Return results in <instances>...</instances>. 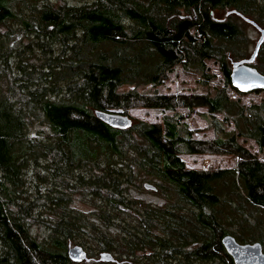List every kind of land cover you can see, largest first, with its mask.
Segmentation results:
<instances>
[{"label":"trees","instance_id":"trees-1","mask_svg":"<svg viewBox=\"0 0 264 264\" xmlns=\"http://www.w3.org/2000/svg\"><path fill=\"white\" fill-rule=\"evenodd\" d=\"M223 9L231 12L213 17ZM233 13L264 24V0H0V264H71L67 238L90 227L66 207L80 189L99 199L104 225L130 210L133 223L123 221L120 235L95 232L105 264H233L220 242L226 234L264 253V162L236 142L252 139L264 157V101L242 106L225 90L231 63L245 57ZM257 55L252 61H264L263 46ZM205 59L224 80L213 95L137 91L175 64L209 79ZM138 105L205 107L214 137L192 139L182 114L126 128L94 115ZM206 152L234 154L236 165L197 171L178 156ZM29 166L45 188L27 193ZM138 182L171 202L136 204L127 193ZM34 209L47 214L34 217ZM31 221L49 238L38 240Z\"/></svg>","mask_w":264,"mask_h":264},{"label":"rangeland","instance_id":"rangeland-1","mask_svg":"<svg viewBox=\"0 0 264 264\" xmlns=\"http://www.w3.org/2000/svg\"><path fill=\"white\" fill-rule=\"evenodd\" d=\"M84 0H80L82 2ZM213 17L224 18L227 14L231 12L229 9L211 11ZM232 19L237 21L243 28L244 42L241 44L242 49L245 51V57H248L255 43L260 35V30H264V24H258V22H253V19L248 16L246 20L240 18L236 14L229 15ZM192 32V29L190 30ZM262 44V45H261ZM260 47H264V37ZM257 55L254 57L255 60L258 59ZM262 59V57L260 58ZM264 59V56H263ZM236 60V59H234ZM233 61V60H230ZM252 61L250 64H254ZM258 62V63H257ZM259 69L264 71V61H257ZM205 72L210 76L209 79L203 77L199 72L193 70H184L180 64H175L171 69L165 74L162 81L155 86L149 85H139L137 86V91L143 96L153 97L154 95H180V94H193V95H213L214 92L224 87V80L222 73L220 71L218 63L214 59H205ZM253 66V65H252ZM258 71V70H257ZM259 72V71H258ZM260 73V72H259ZM263 74V73H261ZM264 75V74H263ZM127 89V86H124ZM228 97L231 100H236L242 106H248L252 103H259L264 101V90L259 92H246L238 93L232 89L231 86H225ZM115 112H122L121 110H116ZM124 113L129 116L132 123L137 121H143L145 123H160L163 116H171L174 113L182 114L183 120L187 124V128L191 131V138L195 140L210 141L214 137V133L211 125L207 122L206 108L205 107H195L190 111L176 106L174 110H164L161 108H148L143 106H132L124 110ZM215 117L220 120L221 115L216 114ZM45 130H47L45 128ZM225 131L233 130V125L228 122L224 125ZM133 137L138 139L133 133ZM236 142L243 146L251 155L256 159L264 162V157L262 153L258 150L256 144L252 139L237 137ZM180 159L184 162L186 169H194L197 171H207L214 169L223 168H234L237 162V156L228 153H200V154H178ZM145 176V175H144ZM26 179V186L24 187L27 193L32 192L31 185L37 184L46 187V183H39V181L34 176L33 166H29L24 173ZM141 178V176H139ZM143 177V176H142ZM145 178H147L145 176ZM151 183H156L158 185L159 181L152 178H147ZM142 182H138L137 186H130L127 195L131 200L140 203L141 205L148 204L150 206H163L167 205L171 200L165 199L158 190H150L142 187ZM84 190V189H83ZM80 189L78 193H71L68 196L66 207L72 212V214L77 215L81 221L89 224L90 227L86 229V233L80 231L73 233L70 238H67V247H72L74 245L82 244L85 250V258L79 261H72L71 264H105L99 260L98 253L100 250V245L95 241V232L102 231L111 237H116L120 235V227L123 221L128 224L133 223L132 217H130V210H118L116 211V221L112 225H104L103 221L98 217V207L101 203L99 199L95 198L92 194L85 193ZM100 204V205H99ZM34 217H39V214H47L44 210L34 209L32 212ZM43 216V215H42ZM119 221V222H118ZM124 222V225L126 224ZM93 224V226H92ZM31 227V232L38 238V240H46L49 238L48 230L46 227L39 223L38 221H31L29 223ZM85 234V235H84ZM114 240V239H113ZM138 261V263H140ZM113 264H121V262L116 261Z\"/></svg>","mask_w":264,"mask_h":264},{"label":"water","instance_id":"water-1","mask_svg":"<svg viewBox=\"0 0 264 264\" xmlns=\"http://www.w3.org/2000/svg\"><path fill=\"white\" fill-rule=\"evenodd\" d=\"M260 30V35L255 43L253 51L248 58L233 61L230 67V85L239 93L252 92L254 90H264V75L259 73L250 63L264 37V30ZM94 115L115 128H126L130 125L129 116L111 111H94ZM143 188L153 189L149 183H143ZM224 250L231 257L233 264H264V253L258 242L238 243L231 235H224L220 240ZM67 256L73 261L85 258V253L80 246L74 245L67 250ZM102 260H110L106 253L101 254Z\"/></svg>","mask_w":264,"mask_h":264}]
</instances>
